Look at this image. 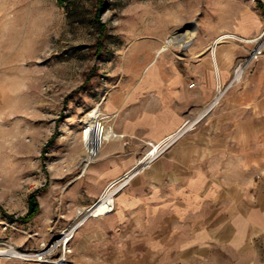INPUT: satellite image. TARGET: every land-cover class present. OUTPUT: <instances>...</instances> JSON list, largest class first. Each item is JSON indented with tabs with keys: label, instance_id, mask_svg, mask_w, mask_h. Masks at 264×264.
<instances>
[{
	"label": "rangeland",
	"instance_id": "obj_1",
	"mask_svg": "<svg viewBox=\"0 0 264 264\" xmlns=\"http://www.w3.org/2000/svg\"><path fill=\"white\" fill-rule=\"evenodd\" d=\"M251 5L264 15V0H0V248L34 256L43 249L53 251L49 261L0 256V264H57L62 256L69 264L88 225L98 239L117 242V233L103 230L112 227L111 220H98L100 215L89 216L75 230L67 251L60 245L64 231L110 183L120 184L136 171L114 194L115 202L151 163L146 155L157 141L146 140L139 150L123 140L124 154L135 155V162L97 191L90 167L104 143L103 125L112 123L116 132L120 107L114 118L103 112L112 110L110 102L124 99L144 65L156 60V51H183L200 22ZM249 49L236 59L230 79ZM255 61L222 93L216 108L252 72ZM226 84L217 81L214 99ZM34 199L38 209L27 217ZM208 256L204 263L189 264H230L234 252L219 247ZM262 256L264 264V245Z\"/></svg>",
	"mask_w": 264,
	"mask_h": 264
},
{
	"label": "crops",
	"instance_id": "obj_2",
	"mask_svg": "<svg viewBox=\"0 0 264 264\" xmlns=\"http://www.w3.org/2000/svg\"><path fill=\"white\" fill-rule=\"evenodd\" d=\"M263 25L264 15L252 5L200 22L183 51L155 49L156 60L144 65L124 99L109 103L106 116L120 110L116 132L112 123L103 125L104 143L90 167L97 191L135 162L124 154L123 140L140 150L187 117L202 122L152 159L118 193L114 210L98 217L111 220L103 230L117 233V242L98 239L88 225L69 264L204 263L219 247L234 252L230 264L263 263L264 55L219 107L212 104L217 81H229L236 59L251 46L244 38Z\"/></svg>",
	"mask_w": 264,
	"mask_h": 264
},
{
	"label": "built area",
	"instance_id": "obj_3",
	"mask_svg": "<svg viewBox=\"0 0 264 264\" xmlns=\"http://www.w3.org/2000/svg\"><path fill=\"white\" fill-rule=\"evenodd\" d=\"M254 38H256V42H253L254 43V45L249 49V52H248V54H246V56L244 57V60H241L239 63H238V65L235 67V69H234V74H233V76H232V78L227 82V84L224 86V88H223V90L220 92V90H219V94L215 97V99L213 100V105H215V104H217L218 102H219V99H220V97H221V95H222V93L224 92V91H226L229 87H231V86H233V83L235 82V81H240L241 79H242V77H243V73H244V70H245V68L247 67V65L249 64V63H251L252 61V59L253 58H255V59H257V57L259 56V55H261L263 52H264V26H263V28L261 29V31H260V33L257 35V36H255V37H253V38H244V40H249V39H254ZM239 69H241V75L242 76H240V78L239 79H236V76H237V71L239 70ZM218 82L220 83V81L218 80ZM195 84V82L194 81H192L191 83H190V86H193ZM218 86H219V88H221V84H218ZM217 97H219V98H217ZM217 98V99H216ZM194 120V119H193ZM199 121V118L197 119V118H195V120L192 122V124L190 125V126H188V127H185V126H187L188 124H189V122H191V121H189V120H187V121H185L183 124H182V126H180L176 131H174L173 132V135L174 134H177L182 128H184L185 127V129H183V131L181 132V133H179L176 137H175V139H173L170 143H168L167 144V146H165V147H163L162 149H164V150H162L161 152H159L155 157L153 156V158H150V159H148V160H152V159H154V158H156L157 156H159L161 153H163L167 148H169L173 143H175L185 132H187L189 129H191L194 125H195V123L196 122H198ZM169 137V136H168ZM167 136L164 138V140L163 141H158V142H156V144L157 145H159L160 143L163 145V144H165L166 142H167V138H168ZM166 145V144H165ZM153 146H154V144H153ZM152 146V148H151V150H150V152L153 150V147ZM149 152V153H150ZM148 153V154H149ZM147 154V155H148ZM146 155V156H147ZM136 172V171H135ZM135 172H132L131 174H127L125 177H123L122 179H124V181L126 180V181H128L130 178H131V176L132 175H134L135 174ZM112 183H118V181H115V182H112ZM112 183H110V184H112ZM125 185V184H124ZM123 185V186H124ZM109 186V185H108ZM123 188V187H122ZM103 194V193H102ZM102 194L92 203V205H90L89 206V208L88 209H90L91 207H93L96 203H98V201H100L101 200V198H102ZM114 206H115V202L114 203H111L110 205H109V207H108V210L106 211V212H104L103 214H101V215H104V214H106V213H108V212H110L111 210H113L114 209ZM12 248V247H11ZM15 250H17V249H15ZM17 251H19V250H17ZM52 253H53V251H52V249H43V250H41V251H39V253H37L35 256L34 255H30L29 253H24L26 256H28L27 258H25V259H31L32 258V256H34L36 259H38V260H41V261H49V258L51 257V255H52Z\"/></svg>",
	"mask_w": 264,
	"mask_h": 264
},
{
	"label": "bare ground",
	"instance_id": "obj_4",
	"mask_svg": "<svg viewBox=\"0 0 264 264\" xmlns=\"http://www.w3.org/2000/svg\"><path fill=\"white\" fill-rule=\"evenodd\" d=\"M250 43L256 42V38L254 39H249L247 40ZM257 59L253 58L251 61H255ZM251 62V63H252ZM241 75V69H239L237 71V76L236 79H239ZM219 98V97H217ZM216 98V99H217ZM198 119V118H197ZM195 120V119H194ZM192 120L191 122H189V124L185 127H188L192 124V122L194 121ZM182 128L177 134L173 135L172 133H169L168 135H166L168 138L166 139L167 142L165 144H155L153 147V150L147 155V159L153 158V156L155 157L159 152H161L163 147L167 146L168 143H170L173 139H175V137L181 133L183 131ZM164 136L160 141H163L164 138L166 137ZM159 141V142H160ZM127 181L125 180L124 182L115 185L114 183L110 184L106 191L102 194V198L100 201H98V203H96L93 207H91L90 209L87 210V212L84 214V216L68 231H64L61 240H60V245H63L65 247V251H67V243L69 242V240L72 238V236L74 235L75 230L81 226L83 223H85L84 221L89 217H98L101 214H103L104 212H106L108 210V207L111 203H114V194L120 190L123 185L126 183ZM0 256H8V257H22V258H27L28 256H26L24 253L15 250L14 248H0ZM57 264H66L65 258L62 256L59 258V260L57 261Z\"/></svg>",
	"mask_w": 264,
	"mask_h": 264
},
{
	"label": "trees",
	"instance_id": "obj_5",
	"mask_svg": "<svg viewBox=\"0 0 264 264\" xmlns=\"http://www.w3.org/2000/svg\"><path fill=\"white\" fill-rule=\"evenodd\" d=\"M38 209V202L36 199H34L30 205V208L28 210V214L27 217H31L34 215V213L37 211Z\"/></svg>",
	"mask_w": 264,
	"mask_h": 264
}]
</instances>
